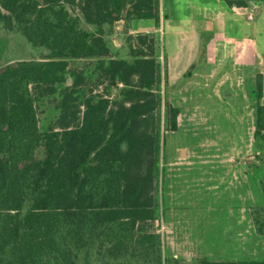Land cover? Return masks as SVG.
<instances>
[{
	"label": "trees",
	"instance_id": "16d2710c",
	"mask_svg": "<svg viewBox=\"0 0 264 264\" xmlns=\"http://www.w3.org/2000/svg\"><path fill=\"white\" fill-rule=\"evenodd\" d=\"M131 19L158 29L159 0H0V264H264L162 258L161 130H177L180 109L165 101L161 116L158 33L126 36L130 60L113 52L116 23ZM85 59L121 86L115 98L80 96L84 72L71 62ZM249 83L264 140L263 76ZM53 94L59 114L42 131L35 102ZM250 216L264 236V208Z\"/></svg>",
	"mask_w": 264,
	"mask_h": 264
},
{
	"label": "rangeland",
	"instance_id": "374dc122",
	"mask_svg": "<svg viewBox=\"0 0 264 264\" xmlns=\"http://www.w3.org/2000/svg\"><path fill=\"white\" fill-rule=\"evenodd\" d=\"M161 1L164 12L173 2ZM173 5V19H181L183 0H174ZM141 22L142 26L151 23ZM250 24L240 33L253 34ZM173 26L174 31L157 32L156 45L161 65V116L165 101L180 109L177 130H161L156 191L159 217L154 230L161 238L162 258L178 263H195L201 258L264 260V236L255 233L250 216L253 207L264 208V154L259 151L264 140L254 138L255 101L248 94L247 80L243 76L227 80L219 74L210 76L208 70L198 68L201 64L197 69L199 48L186 46L184 37L178 35L183 24ZM117 32L110 37L112 50L117 57L130 60L126 34L123 29ZM260 42L257 38L259 52ZM24 47L26 57H37L38 52ZM188 55L189 59L192 55L190 66ZM96 66V59L71 62V68L84 72L80 96L115 98L121 86L109 87L98 76ZM222 84L231 86V96H224L219 88ZM260 103L264 105V98ZM35 104L40 128L46 131L59 114L58 94L37 98Z\"/></svg>",
	"mask_w": 264,
	"mask_h": 264
},
{
	"label": "crops",
	"instance_id": "0c3cea01",
	"mask_svg": "<svg viewBox=\"0 0 264 264\" xmlns=\"http://www.w3.org/2000/svg\"><path fill=\"white\" fill-rule=\"evenodd\" d=\"M194 1L183 0L185 10L181 13L182 18L176 17L177 19H173L174 0L172 2L173 6L171 5L165 12L161 5L162 1L159 0L160 19L158 29H156L153 20H150L151 23L146 26H142L145 25L141 22L142 19L120 20L116 23L115 33L122 29L124 33L126 30V36L140 33H157L158 31L161 33V30H165V28L174 31L176 29L173 25L183 24V30H177L180 31L178 35L184 37L182 40H184L186 46H191L193 49L199 48V52L195 56L198 57V59L196 58V68L201 64L202 66L200 65L198 68L208 70L210 76L219 74L226 80L243 76L249 82L259 73L263 76V93L260 102L263 101L264 3L252 4L246 8H229L220 0H197L198 3H194ZM249 15L253 16L252 20L248 19ZM250 22L252 23L250 29L251 32L253 29V34L240 33L243 28H247ZM257 38L261 39V52L258 49ZM191 57L190 59L189 55L187 57V61L189 60L188 65L191 63ZM171 63L168 60V70L170 72L172 71ZM249 82H247V88L251 86ZM224 85L219 86L220 90L223 91L224 96H231V86L226 84L225 87ZM232 175L235 180L234 171H232Z\"/></svg>",
	"mask_w": 264,
	"mask_h": 264
},
{
	"label": "built area",
	"instance_id": "2783aa9c",
	"mask_svg": "<svg viewBox=\"0 0 264 264\" xmlns=\"http://www.w3.org/2000/svg\"><path fill=\"white\" fill-rule=\"evenodd\" d=\"M248 19H249V20H252V19H253V16L249 15V16H248Z\"/></svg>",
	"mask_w": 264,
	"mask_h": 264
}]
</instances>
